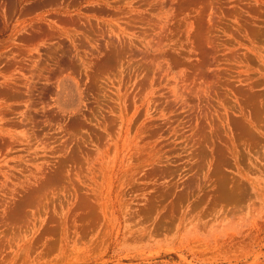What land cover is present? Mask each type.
Segmentation results:
<instances>
[{"label":"rangeland","instance_id":"374dc122","mask_svg":"<svg viewBox=\"0 0 264 264\" xmlns=\"http://www.w3.org/2000/svg\"><path fill=\"white\" fill-rule=\"evenodd\" d=\"M0 264H264V0H0Z\"/></svg>","mask_w":264,"mask_h":264}]
</instances>
